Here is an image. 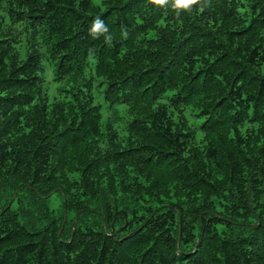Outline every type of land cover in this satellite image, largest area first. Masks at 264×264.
Here are the masks:
<instances>
[{"label": "trees", "instance_id": "1", "mask_svg": "<svg viewBox=\"0 0 264 264\" xmlns=\"http://www.w3.org/2000/svg\"><path fill=\"white\" fill-rule=\"evenodd\" d=\"M0 264H264V0H0Z\"/></svg>", "mask_w": 264, "mask_h": 264}, {"label": "rangeland", "instance_id": "2", "mask_svg": "<svg viewBox=\"0 0 264 264\" xmlns=\"http://www.w3.org/2000/svg\"><path fill=\"white\" fill-rule=\"evenodd\" d=\"M93 2L99 3L100 0H93ZM21 56L23 57L22 53H21ZM43 65H44V75L43 76L45 78L44 92L47 94L50 100L54 97L63 98L64 96H66L68 93L65 90L70 87V85L68 84V81L64 79L62 80L55 79L52 66L47 60L43 61ZM90 72H93V69L91 70L90 67H87L86 68L87 76H89ZM99 83H100V78L96 77L94 79V88H93L94 102L96 104L101 105V114H102L101 119L105 120L107 117H111V118L114 117V112L111 111V108H109L107 101L103 97L102 89L104 85L99 84ZM116 106H118L119 109L123 107V105H116ZM119 109L117 110H118V114L121 116V119L118 118L114 121V125L116 128H121L124 125V121H125V115ZM200 136L201 134L198 133L197 139H199ZM49 203L52 207H56L58 204L57 196L53 195L50 198Z\"/></svg>", "mask_w": 264, "mask_h": 264}, {"label": "clouds", "instance_id": "3", "mask_svg": "<svg viewBox=\"0 0 264 264\" xmlns=\"http://www.w3.org/2000/svg\"><path fill=\"white\" fill-rule=\"evenodd\" d=\"M151 3L156 5H166L169 0H150ZM172 7L174 9H184V10H190V6L199 4L200 0H171ZM203 10V8H201ZM107 29L105 28L103 21L100 20V18H96L90 28V34H96L93 36H99L103 33H105ZM106 40L110 41L111 37H106Z\"/></svg>", "mask_w": 264, "mask_h": 264}]
</instances>
